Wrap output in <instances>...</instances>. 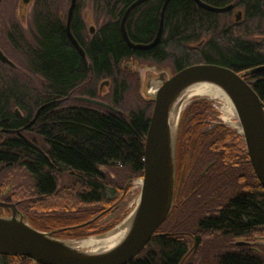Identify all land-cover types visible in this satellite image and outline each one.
Returning a JSON list of instances; mask_svg holds the SVG:
<instances>
[{"label": "trees", "instance_id": "trees-1", "mask_svg": "<svg viewBox=\"0 0 264 264\" xmlns=\"http://www.w3.org/2000/svg\"><path fill=\"white\" fill-rule=\"evenodd\" d=\"M87 1L77 0L71 27L85 59L66 33L70 0H34L31 35L13 14L0 23V47L16 66L0 62V127L24 126L25 121L15 116L16 108L26 120L37 115L32 128L22 135L0 134V172L12 176L20 171L17 186L5 198L3 191L11 180L6 175L0 181V201L17 204L37 229L67 228L57 235L63 238L107 231L97 229L98 220L78 226L107 211L128 182L143 177L154 102L143 98L140 77L129 67L131 62L170 66L175 73L201 63L241 73L264 66V0H201L220 8L234 5L232 11H242L240 21L232 19V12L213 13L193 0H171L162 40L150 50L131 49L121 33L122 18L137 0H89L98 25L90 35L81 13ZM164 1L150 0L132 11L127 20L132 42L154 40ZM246 81L264 101V72L248 75ZM103 82L111 86L105 98L98 89ZM75 96L100 100L119 112L75 100ZM203 105L194 101L189 107L188 119L194 124ZM194 124L195 131L187 134L190 151L213 164L208 170V220L198 222L192 214L180 227L183 236L177 237L173 207L129 264H194L205 235L215 234L225 241L257 230L264 234V190L243 137L224 126L203 133V126ZM185 233L196 237L194 252L193 240ZM30 261L0 255V264ZM220 264H264V260L228 254Z\"/></svg>", "mask_w": 264, "mask_h": 264}, {"label": "water", "instance_id": "water-1", "mask_svg": "<svg viewBox=\"0 0 264 264\" xmlns=\"http://www.w3.org/2000/svg\"><path fill=\"white\" fill-rule=\"evenodd\" d=\"M31 0H23L29 4ZM150 0H137L125 12L121 21V33L126 44L133 50H150L162 40L165 29V16L171 0H165L160 23L154 40L148 44H136L127 32V20L140 5ZM201 8L223 14L230 12L234 5L215 7L193 0ZM3 0H0V7ZM77 0H70L67 13L66 33L82 58L86 52L72 33V21ZM242 12L236 15L240 21ZM94 33V29L91 30ZM0 62L15 68V64L5 55L0 47ZM92 71V66L89 65ZM264 72L259 66L247 72H237L231 68L201 63L186 67L172 76L166 73L159 76V84L152 87L154 106L146 134L144 152V173L140 180L141 193L135 208L117 227L104 234L65 239L58 233L65 229L43 231L35 228L13 203L0 201V208L10 211V215L0 216V255L24 257L34 264H129L148 245L158 229L168 219L175 201L176 191V154L178 130L181 114L184 110L186 92L198 84H212L219 87L230 100L240 123V133L254 173L264 190V101L257 94L248 75ZM105 82L104 85H108ZM151 86L149 85L148 88ZM75 100L109 108L119 112L113 106L100 100L84 96ZM130 222L124 238L112 249L100 252L81 248L80 242L102 238L114 234L120 225ZM94 219L78 227L92 223ZM77 228V227H75Z\"/></svg>", "mask_w": 264, "mask_h": 264}, {"label": "rangeland", "instance_id": "rangeland-1", "mask_svg": "<svg viewBox=\"0 0 264 264\" xmlns=\"http://www.w3.org/2000/svg\"><path fill=\"white\" fill-rule=\"evenodd\" d=\"M4 5L5 6L2 9V15L0 17V23L2 22V18L4 16L7 17V15L13 14L16 17V19L20 22V24L22 25L24 31L28 35H31L32 11H33V6H34V0H31L29 4H24L23 0H5ZM240 11L241 10L239 9H236L233 11L232 19L234 21H236V15ZM81 13L86 23L87 31L90 35L92 34L91 30L94 29V32H95L98 25L95 23V21L92 18L91 3L89 2V0L86 2V6L81 11ZM240 20H242V18ZM129 67L133 71L139 74L141 94L143 98H145L146 100L153 99V95H151L150 92L154 85L159 84L158 78L161 74L166 73L168 77L175 74V72L172 70L170 66H160L159 67L156 65L142 63L139 61L131 62ZM104 83L105 82L100 83L98 86L99 96L102 98H105L111 90L110 84L103 86ZM149 85L151 86L150 88H148ZM75 97H78V96H75ZM194 101L204 104L202 108L199 109L200 111L197 116L198 118L195 117L196 123L199 120H202L204 121V125L208 126V128L203 126L202 131H207V129L210 131V130L215 129L218 126H224L234 131L235 133L241 135L240 133L241 128L238 130L233 124H231L230 122L224 119L225 117H224V113L222 110L223 103L219 99H210L207 97H197V96L189 99L188 101H186L184 110L182 111L180 124L181 122L183 123L184 120L185 122L188 121V116H191L188 114L189 107L191 103H193ZM233 123L238 124L240 127V123H239L237 115H236V119L233 120ZM178 134H179V130H178ZM106 172L108 174L110 173V171L108 170ZM6 175L8 179L10 178L11 182H9V187L4 189L3 195H2L3 198H5L8 194H10L12 190L14 189V187L17 186V182L19 181V178H20V171L15 172L14 174H12V176L11 174H8V173L6 174V171L4 172L1 171L0 181H4L6 179ZM141 179L142 177H138L128 182L126 186L124 187V190L119 194V197L116 200V202H114V204L107 211L102 212L101 214H98L95 217L93 222L98 220V226H97L98 230H105L108 228L107 231L101 234L109 232L115 227H117L119 224H121L127 218V216L131 213V211L135 208L138 202V199L140 197V193H141V184H140ZM190 203L192 206V202ZM20 212L23 214L24 218L30 222V219L28 218V216H26L22 211ZM0 214L10 215V211L2 209ZM61 232H59L58 234H60ZM96 235H100V234H90V235H87L86 237L96 236ZM204 237L205 238H204L203 243L200 246L199 252H197L198 255L196 258L194 257L193 259L194 264H217L218 261L216 257L221 252H223L225 248L231 249V250L235 249L233 248V246L229 244L225 245V241L218 235H213L211 237H208V235H205ZM65 239H78V238H65ZM258 240L260 242L259 245H262L261 252H262V257L264 259V238H260ZM194 250H195V247H192V252H194Z\"/></svg>", "mask_w": 264, "mask_h": 264}, {"label": "flooded vegetation", "instance_id": "flooded-vegetation-1", "mask_svg": "<svg viewBox=\"0 0 264 264\" xmlns=\"http://www.w3.org/2000/svg\"><path fill=\"white\" fill-rule=\"evenodd\" d=\"M232 10L230 12L233 13ZM14 112L15 116L18 119L25 121L24 126L13 130L0 127V134L22 135L28 128H32V126L34 125L37 115L32 120H26L25 114L19 108H16ZM194 126H205L206 128H208V126L204 125V121L202 120H199L196 124H194ZM191 127H193V122L190 121V118L187 122H185V120L183 121V123L181 122L177 140L176 191L173 209L176 213L174 223L176 227L175 231H178L176 232L177 237L183 236L181 235L183 232L180 230V227L192 214H195L198 222L208 220V170L213 164L212 162L208 164V157L206 159H204L202 156L196 157L194 151H190V137H188L187 134L190 131H195L192 130ZM208 131L209 130L207 129V131L202 132L208 133ZM190 202H192V206ZM15 205L17 206V204ZM17 209L19 210L18 206ZM165 229V233H168L170 227L168 226ZM185 234L189 235L192 238V247H196V237L191 236V234L188 233ZM213 235L215 234H209L208 237H211ZM260 238H264V234H260L259 230L253 231L246 236L238 238H228L227 240H225V245L229 244L235 249L231 250L225 248V250L216 257L218 261L217 264H220L221 257L228 254H236L240 257H251L254 260L258 261L260 260V258L263 259L261 252L262 245H259L260 242L258 240ZM30 264L34 263L30 261Z\"/></svg>", "mask_w": 264, "mask_h": 264}, {"label": "bare ground", "instance_id": "bare-ground-1", "mask_svg": "<svg viewBox=\"0 0 264 264\" xmlns=\"http://www.w3.org/2000/svg\"><path fill=\"white\" fill-rule=\"evenodd\" d=\"M151 95L155 94V91L150 92ZM186 99L189 100L193 97H207L210 99H219L223 103L224 119L233 124L238 130L240 129L238 124H234L233 120L236 119L235 110L225 95V93L217 86L212 84H198L191 87L186 92ZM130 222L127 220L124 225H120L114 234L105 236L102 238H92L80 242L81 248L92 250L93 252H100L109 250L115 247L126 235L129 229Z\"/></svg>", "mask_w": 264, "mask_h": 264}]
</instances>
